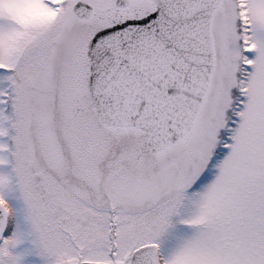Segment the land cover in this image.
I'll use <instances>...</instances> for the list:
<instances>
[{
	"label": "snow or ice",
	"instance_id": "6c2138e0",
	"mask_svg": "<svg viewBox=\"0 0 264 264\" xmlns=\"http://www.w3.org/2000/svg\"><path fill=\"white\" fill-rule=\"evenodd\" d=\"M0 264H264V0H0Z\"/></svg>",
	"mask_w": 264,
	"mask_h": 264
}]
</instances>
